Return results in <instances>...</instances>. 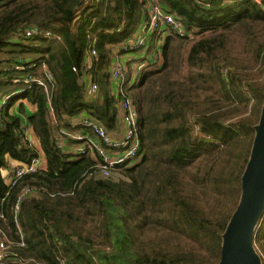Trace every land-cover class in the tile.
I'll return each instance as SVG.
<instances>
[{
  "label": "trees",
  "instance_id": "1",
  "mask_svg": "<svg viewBox=\"0 0 264 264\" xmlns=\"http://www.w3.org/2000/svg\"><path fill=\"white\" fill-rule=\"evenodd\" d=\"M154 1L190 35L166 27L161 61L149 60L128 85L140 160L103 176L91 168L95 157L65 152L56 136L60 128L80 130V116L117 129L109 67L116 56L155 45L154 33L123 48L145 35L147 0H0V93L10 94L0 112V229L13 242L0 264H218L264 103V81L245 78L252 67L235 64L229 46L240 33L255 66H264V0ZM42 64L54 80L49 96L42 85L13 83L26 71L43 77ZM21 99L36 106L27 114L19 102L24 120L9 113ZM25 126L40 150L24 138ZM40 152L44 169L5 183L8 159L29 163ZM25 185L38 190L21 200L15 222ZM108 207L124 233L118 248ZM253 243L264 262V209Z\"/></svg>",
  "mask_w": 264,
  "mask_h": 264
},
{
  "label": "built area",
  "instance_id": "2",
  "mask_svg": "<svg viewBox=\"0 0 264 264\" xmlns=\"http://www.w3.org/2000/svg\"><path fill=\"white\" fill-rule=\"evenodd\" d=\"M147 5L149 20L145 35L136 34L135 38L129 41L123 48L125 50H134L137 46L144 45L146 41L150 39V36L155 33L154 48L149 52H141L139 60L131 67V73L127 83L124 77L128 67L127 60L116 56L109 67L112 76V88L110 87V91L117 99V129L112 133H108L102 125L92 122L87 116H80L74 119L77 124L82 126L80 130L67 131L64 128H60L56 136L58 147L62 148L65 152L89 154L95 157L97 162H95L91 168L94 172H99L103 176H109L110 173L120 165H129L141 154V143L137 128L138 114L131 98L127 96L126 89L128 85H132L137 81L141 74V70L149 60L160 61L158 48L163 41V36L166 34V27L169 26L180 36L190 35V32L185 30L179 19L173 14L165 11L154 0H147ZM33 32V29L26 30L27 35H31ZM46 35H50V32H46ZM92 54H95L94 50H92ZM33 66L34 64L29 65L27 68L29 69ZM9 68H22L24 70V67L20 66H9L8 69ZM42 71L43 77L26 71L14 77L13 83L24 84L23 89L30 86L32 83L42 85L46 94L49 96L51 88L54 85V80L50 71L44 64H42ZM88 90L90 93H94L97 90V84L92 81L89 82ZM9 97L10 94H0V112L7 103ZM196 129L198 130V127ZM23 136L36 148L29 127H24ZM69 140L72 141V144H67ZM74 143L76 147H73ZM10 160L8 165L1 169V175L8 185H13L19 178L27 173L45 168V161L40 155L29 163L14 159ZM37 190L36 187L29 185H25L21 188L14 206L15 222H17L21 200ZM18 231L20 232V236L17 244L24 247L25 242L21 230L18 229ZM12 245V240L0 229V262L6 258V256L13 254L11 252Z\"/></svg>",
  "mask_w": 264,
  "mask_h": 264
},
{
  "label": "water",
  "instance_id": "3",
  "mask_svg": "<svg viewBox=\"0 0 264 264\" xmlns=\"http://www.w3.org/2000/svg\"><path fill=\"white\" fill-rule=\"evenodd\" d=\"M263 209L264 103L255 127L250 157L241 179L240 200L223 234L218 264H260L253 241Z\"/></svg>",
  "mask_w": 264,
  "mask_h": 264
},
{
  "label": "rangeland",
  "instance_id": "4",
  "mask_svg": "<svg viewBox=\"0 0 264 264\" xmlns=\"http://www.w3.org/2000/svg\"><path fill=\"white\" fill-rule=\"evenodd\" d=\"M240 36H241L240 33L232 34V43L229 46V53L231 55V58H233L234 61L236 62L235 64H237L240 67L245 66V65L248 67H250V66L252 67V70H253L252 74L247 75V77H245V78H248V79L251 78L254 81L263 82L264 81V66L263 65L262 66L261 65L255 66V64L253 63L252 56L250 55L247 47L245 46L244 40ZM129 41H131V40H129ZM12 48H13L12 45L6 47V49H12ZM152 48H154V46ZM159 50L160 49L158 48V51ZM124 57H125L124 60H127L129 62H131L130 60H133V62H131L130 64L132 66H134L136 64V62L139 60L140 54L138 52L137 53H128V55H124ZM110 85L112 88V83H110ZM15 104H17V103H15ZM3 110H5V108H3ZM248 110H249V106H248ZM246 114H248V113H246ZM73 147H76L75 143L73 144ZM139 160H140V157L135 158V160H133L130 163V165L135 164ZM205 207H208V205L206 204ZM108 214L110 215V219L112 220L111 225L114 227L113 237H112L115 239L114 248H118V246H119L118 242L124 236L123 229L120 226V220L117 218L116 212L111 207H108ZM94 223H95L94 221H88L86 226L91 227V226H93ZM258 257L260 260V264H264L262 257H260L259 255H258Z\"/></svg>",
  "mask_w": 264,
  "mask_h": 264
},
{
  "label": "crops",
  "instance_id": "5",
  "mask_svg": "<svg viewBox=\"0 0 264 264\" xmlns=\"http://www.w3.org/2000/svg\"><path fill=\"white\" fill-rule=\"evenodd\" d=\"M124 55H128V54L119 55L118 57H120L121 59H124L125 58ZM0 94H3V93H0ZM19 102H22V104L24 106V109H25V113H27V114L34 112L35 109H36V106L31 104L30 102H28L26 99H21L20 101L17 102V104H13L9 108V113L10 114H17V115L21 116V118L24 120L25 119L24 115L22 113H19V110H18ZM31 135H32V139L34 141V144H35L36 148L39 150L40 147H39L38 139L32 133H31ZM40 156L44 160V157H43L41 152H40ZM9 161H11V160L8 159V163H9Z\"/></svg>",
  "mask_w": 264,
  "mask_h": 264
}]
</instances>
